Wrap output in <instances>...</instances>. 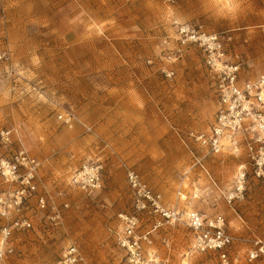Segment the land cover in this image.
<instances>
[{
	"label": "rangeland",
	"instance_id": "obj_1",
	"mask_svg": "<svg viewBox=\"0 0 264 264\" xmlns=\"http://www.w3.org/2000/svg\"><path fill=\"white\" fill-rule=\"evenodd\" d=\"M223 2L0 0V52L8 55L0 60V129L16 131L0 155L21 143L38 163L34 189L0 219L30 222L13 229L5 264H59L69 245L78 264H126L115 242L119 215L134 209L126 167L160 193L162 210L222 215L232 236L228 264H264L246 257L254 237L264 239V179L247 150L213 155L188 136L214 122L216 74L187 29L220 36L239 82L264 74V0H235L233 9ZM86 161L102 165L92 193L71 181ZM242 171V192L229 203ZM17 187L0 178V192ZM140 223L156 225L159 264H219L216 253L194 250L182 220L158 211Z\"/></svg>",
	"mask_w": 264,
	"mask_h": 264
},
{
	"label": "built area",
	"instance_id": "obj_2",
	"mask_svg": "<svg viewBox=\"0 0 264 264\" xmlns=\"http://www.w3.org/2000/svg\"><path fill=\"white\" fill-rule=\"evenodd\" d=\"M3 8L0 7V16ZM193 42H197L205 53L208 67L216 74V113L214 122L207 131L191 132L189 139L209 154L238 152L241 145L247 150V156L258 178L264 179V74L254 80L239 82V66L225 62V54L220 36L195 31H185ZM0 60H8L6 52H0ZM14 128L0 129V142L10 145L15 133ZM200 163V157L196 158ZM37 162L19 143L10 156L0 155V178L6 183H18L12 191L0 192V219L8 218L10 210L19 211L28 193L34 189L33 171ZM21 169L24 170L20 175ZM102 165L94 161L84 162L80 169L71 176L74 186L87 193L101 188ZM126 178L134 193V209L130 213L120 214L121 230L116 234V245L124 251L126 264H159L160 259L153 248L151 232L153 229L141 228L140 216L162 212L172 220H182L191 231L193 248L197 252H214L219 264H228L227 248L232 243V236L226 232L224 218L215 215L208 219L199 211H164L160 208V193L153 192L138 174L126 167ZM245 172L239 173L235 180V191L226 199L230 203L241 194ZM9 203V204H7ZM40 208L45 207L43 196L37 198ZM30 222L24 218H15L10 223L0 225V264L12 251L11 234L13 229L28 228ZM248 261L264 257V239L254 237L252 247L246 254ZM82 260L74 245H69L59 264H78Z\"/></svg>",
	"mask_w": 264,
	"mask_h": 264
},
{
	"label": "clouds",
	"instance_id": "obj_3",
	"mask_svg": "<svg viewBox=\"0 0 264 264\" xmlns=\"http://www.w3.org/2000/svg\"><path fill=\"white\" fill-rule=\"evenodd\" d=\"M239 4L237 2H235V0H224L223 2V7L224 8H228V9H233L238 7Z\"/></svg>",
	"mask_w": 264,
	"mask_h": 264
}]
</instances>
